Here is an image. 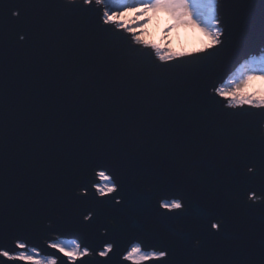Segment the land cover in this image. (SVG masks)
Instances as JSON below:
<instances>
[{
	"label": "snow or ice",
	"instance_id": "1",
	"mask_svg": "<svg viewBox=\"0 0 264 264\" xmlns=\"http://www.w3.org/2000/svg\"><path fill=\"white\" fill-rule=\"evenodd\" d=\"M154 4L0 0V264H264V107L228 99L264 75V0H182L212 44L170 59L111 19Z\"/></svg>",
	"mask_w": 264,
	"mask_h": 264
},
{
	"label": "clouds",
	"instance_id": "2",
	"mask_svg": "<svg viewBox=\"0 0 264 264\" xmlns=\"http://www.w3.org/2000/svg\"><path fill=\"white\" fill-rule=\"evenodd\" d=\"M181 4L182 0H155L151 7L129 8L111 19L131 26L138 39L153 47L164 59L193 54L211 46L212 39L190 21ZM228 91V99L236 105L264 107V75L247 76ZM113 191L115 188L108 184L101 189L105 195ZM133 255V264H144L143 257L135 253ZM28 264L41 262L29 261ZM49 264H54V261H49Z\"/></svg>",
	"mask_w": 264,
	"mask_h": 264
},
{
	"label": "water",
	"instance_id": "3",
	"mask_svg": "<svg viewBox=\"0 0 264 264\" xmlns=\"http://www.w3.org/2000/svg\"><path fill=\"white\" fill-rule=\"evenodd\" d=\"M12 0H9L11 3ZM10 19V11L3 10ZM15 23V22H13ZM15 53L9 51L10 58H15ZM14 80V74L11 76ZM15 92H13V100H15ZM39 103L35 95H25L23 100L24 113L31 114V119L26 120L24 128L27 132V141L24 150L15 147L16 127L11 122L15 120L14 116H10V123L8 129L9 149L6 155V176L15 178L18 176L24 166L25 161L29 158L32 149L38 144L44 132L47 130L48 122L56 117L57 98L54 94H50L47 98V106L39 111H33L34 107ZM79 264V262H78Z\"/></svg>",
	"mask_w": 264,
	"mask_h": 264
},
{
	"label": "rangeland",
	"instance_id": "4",
	"mask_svg": "<svg viewBox=\"0 0 264 264\" xmlns=\"http://www.w3.org/2000/svg\"><path fill=\"white\" fill-rule=\"evenodd\" d=\"M164 37H163V34H162V39H163Z\"/></svg>",
	"mask_w": 264,
	"mask_h": 264
}]
</instances>
